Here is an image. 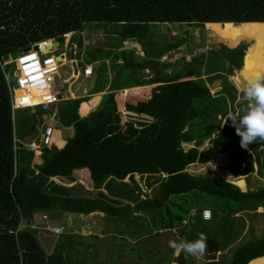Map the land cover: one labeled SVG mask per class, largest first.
I'll list each match as a JSON object with an SVG mask.
<instances>
[{
    "label": "trees",
    "instance_id": "trees-1",
    "mask_svg": "<svg viewBox=\"0 0 264 264\" xmlns=\"http://www.w3.org/2000/svg\"><path fill=\"white\" fill-rule=\"evenodd\" d=\"M102 23L118 25L120 40L138 42L150 23L206 24V28L219 34L226 56L234 58L236 46L246 49L237 61L229 63L226 75L231 76L234 67L245 73L251 58L256 67L264 68V0H0V264H87V257L78 256L80 252L70 256L73 244L69 235L49 258L44 256L35 230L24 228L15 239L7 230L15 229L21 218L38 226L41 221L56 224L65 213L99 212L116 224L118 220H128L130 225L135 221L130 216L140 219L144 217L142 212L152 215L153 210L163 217L160 229L181 228L182 238L189 241L203 233L208 238L207 246L217 243L219 257L230 252L227 264H264V234L255 235L249 224L241 235L244 220L237 217L250 215L264 221V212L256 214L258 209L264 210V186L250 191L244 179L236 178L254 173V167L258 172L264 169V142L242 149L230 120L220 129V120L229 118L225 95L210 94L200 75L204 62H198L196 57L178 73L161 70L139 84L165 83L168 98L153 88L121 92L115 99L113 92H107L94 110L82 118L78 114L81 103L103 91L100 74L94 83L93 78L86 79L87 96L67 100L72 133L64 145L58 147L49 141L32 165L29 156L16 157L10 96L1 69L4 58L37 42L63 43L64 34L80 33L88 25ZM119 54L120 70H149L147 60L138 63L131 59V50L122 49ZM87 62L90 64L89 58ZM224 86L233 92L231 112L237 109L242 116L246 102L239 101L235 107V86L227 80ZM145 94L151 99L136 104L130 112L148 114L155 121L140 129L130 126L129 132L138 137L134 143L111 144L114 135L108 131L114 126L115 117L122 122L123 113L132 106L128 98L141 101ZM84 108L86 105L82 111ZM122 128L127 126L122 123ZM221 156L226 157L222 170L225 176L231 175L227 176L229 181L210 171L197 175L190 171L195 166L212 164ZM80 170L88 171L96 191L92 195L74 193L78 185H49L50 178L75 181V172ZM134 176L164 178L151 199L141 200L143 192ZM126 178L131 187L124 182ZM102 188L105 192L100 191ZM200 202L204 207L196 208ZM201 209L211 210L210 221L201 219ZM191 210L197 211L193 218H189ZM42 215L47 219L43 220ZM214 256L209 255L202 264H220L219 259L210 258ZM177 261L188 264L182 254Z\"/></svg>",
    "mask_w": 264,
    "mask_h": 264
},
{
    "label": "rangeland",
    "instance_id": "rangeland-1",
    "mask_svg": "<svg viewBox=\"0 0 264 264\" xmlns=\"http://www.w3.org/2000/svg\"><path fill=\"white\" fill-rule=\"evenodd\" d=\"M117 29L118 25L112 23L88 25L82 32L73 33L72 38L70 39V42L68 44L67 39H63V43H57V46L50 53V56L54 58L60 57V61H63L64 57V62H60L58 64V71L55 75V83L57 85V87L55 86V89L56 91H58V95L63 94L59 92L58 86L64 89L63 91L65 95H70L72 91H78L79 94L87 91L86 80L83 81V78H78V75H74L73 79L70 77L73 72V66L71 62L72 45H75V63L80 72L82 68L87 65V60L90 56V53L92 51H95L96 49L99 50L97 56L106 59L110 63V66L114 67L112 69L116 70L117 66H115L114 61L119 57L118 46L122 45V40H120L116 33ZM211 32L213 31L206 28L205 26H188L186 24L179 23H150L147 26V33L144 35V37L139 42L134 41L138 51H141L140 56H132L131 59L134 62L137 61L138 63L147 60L149 63V67L150 63L153 62L154 64L159 65L162 71L164 70V64H171L173 69L171 73H178L181 69H183L186 62L190 61L193 57H196L198 62H204L202 63L200 75H203V73H215L216 77H221L220 79H222L221 81L223 83L227 80L231 82L233 86H235V107H238V102L242 101L241 86L245 81L241 78L240 72L237 68L234 67L233 74L231 76L226 75V70L229 66V63L232 64V60L237 61L239 59V56H241V53H244L243 51L246 49H242L241 46H236L238 47V50L236 51L235 57L231 59L229 56H226V51L223 49V46L219 45V39H216L215 41L214 37H212ZM213 34L216 35L215 31L213 32ZM102 37H104L105 40L107 39V41H101ZM47 41H50L51 43L53 42L52 40H46L45 42ZM85 41H88V43L86 44ZM128 43L130 44L131 42ZM127 45L122 46L131 48V46ZM128 50H131L133 53L134 49L131 48ZM20 52L21 51L11 53L3 60L4 62H6V65H8L5 73L12 87H15L16 83V79L14 77V62L19 57ZM219 56H221L224 61L221 60ZM172 57L175 58L174 63L168 61ZM249 63H253V66L255 67V59L251 58L247 64L249 65ZM98 66L100 67V75L102 76V79L106 82H109L110 79L113 78V83L116 82L118 86L131 84L141 77L136 70L132 73L128 70H121L122 73L120 74V76L117 75L118 79H115L114 76H112V78H109V68L107 69V66L101 61ZM255 68L252 71H248L246 69V74L255 75L256 72L259 74H264V68ZM151 74L152 73L150 72V75ZM246 74L244 73V75ZM214 78V74H210L206 75V79L204 80H206L207 84H210L211 80ZM67 80L69 81V83L71 82L69 90H66L67 86L65 82ZM217 86L212 88L209 92L215 96L222 94L220 95V97L225 95L224 101L227 104L228 110L230 106V97L233 95V92L229 88L226 89V86L224 85L222 87L225 88L223 93L218 92L220 91V89ZM20 94L21 93L18 92L17 96H20ZM67 100H60L52 108V112L55 113L54 120L62 125L65 123L66 117H68ZM85 111L86 109L84 108L83 112ZM31 112H34L33 114L36 118V124L33 132L30 131L26 133L25 128H27L28 124L31 125V122H33ZM52 112H41L39 108H29L14 111V138L18 139V141L22 143L25 141H30L31 139L34 140L35 135L38 131V127L42 123L49 121L46 119H48ZM115 118L116 120L113 124L114 126H112V129L108 131V134L110 133L114 135V139L112 140L111 144L117 142H120V144H125V142L134 143L138 137L137 135L129 132L131 131L129 130V128L133 124V121L129 118L124 119L123 117L121 122L119 121L118 116H116ZM144 118L145 123H141V126L143 127L146 125L148 126L155 121V118L148 114ZM225 121V117L220 120V129L224 124H226L224 123ZM122 123L123 125L127 126L126 129L122 128ZM66 135L67 133L63 132L62 137H66ZM16 145L19 146V143L17 142ZM21 152V148L16 149L15 153L17 158L20 157ZM225 164L226 157L221 156L216 161L212 162V164H208L205 166H195L190 168V171L196 175L204 174L205 172L210 171L216 177H225L226 180H228L227 176H225L222 170ZM85 172H87L88 175V171L85 170ZM256 172L257 178H264V169L260 172H258L257 170ZM88 178L90 180L89 182H91L89 175ZM163 178L164 176H134L135 182L143 192L140 199H151L157 192V188ZM257 178H255L254 175L244 178V181L249 185L248 189H252L254 191L264 186V182L258 180ZM254 181L256 184L254 183ZM124 182H126L130 187L132 186V183L128 180V178H126ZM78 186H82V188H85L84 185ZM86 188L87 191L85 189V191L77 189L76 192L78 194L87 193L89 195H92L93 192H96L92 184L86 186ZM141 206L144 205L141 204ZM201 207H204V204L202 202H200L196 206V208ZM142 213H144L143 216L146 217V220L144 219V217L137 219V217L133 218L132 216H130L131 220H135L130 225L128 224L130 222L128 220L127 223H120L118 222L120 220H118L116 224L112 219L95 214H91L87 217H79L80 221L78 219V222H72L70 217H68L67 221L63 220L62 222H59L66 227L67 233L65 234L70 235V240L73 244L70 250V256H74V252H80L81 255L78 256L87 257L85 258L87 264H178L179 262L177 260L179 255H175L174 250L169 247V241H179L183 239L182 229H160V226L162 224L161 222L163 221V217L160 214L155 212V210L152 211V215H150L147 211H144ZM131 214H133V212H131ZM256 214H261V212H256ZM241 217L244 220L245 226L251 224V226L254 227L253 233L255 235L264 234L263 220L250 215H241ZM245 226L241 235H243L246 230ZM38 227L39 228L34 231V235L44 253V256L46 258H49L54 254L55 248L57 247L59 242H64L66 237L50 234L43 229L44 226L38 225ZM216 245V242L208 244V250L212 251V256L215 255L213 251L215 250ZM181 254L188 264H202L203 258L205 259L209 257V254H207V252L201 257H186L184 253ZM229 257L230 252H226V254H224L223 256L218 257L220 261L219 263L227 264L229 261ZM197 258L201 259L198 260Z\"/></svg>",
    "mask_w": 264,
    "mask_h": 264
},
{
    "label": "crops",
    "instance_id": "crops-1",
    "mask_svg": "<svg viewBox=\"0 0 264 264\" xmlns=\"http://www.w3.org/2000/svg\"><path fill=\"white\" fill-rule=\"evenodd\" d=\"M167 24V23H166ZM209 24V23H208ZM216 24V23H215ZM205 27H206V24L204 25ZM212 30V29H211ZM213 32H214V30H212ZM213 32H211L212 33V37H214V39H215V41H216V39H219V45L220 46H222V43H221V41H220V37H219V34L217 33V32H215V34L216 35H214L213 34ZM173 36V35H172ZM101 41H107V39L105 40L104 39V37H102V39H101ZM127 42V43H126ZM128 42H131L130 44L128 43ZM129 45V46H131V48H133L134 50H133V56H140V54H141V51H138V49H137V47L135 46V43H134V41H132V40H122V45ZM118 46V52L120 53V51L122 50V48L123 49H131V48H126V47H124V46ZM127 45V46H128ZM72 48H74L75 49V45H72V47H71V49ZM121 48V49H120ZM73 49V50H74ZM99 53V50L98 49H96L95 51H93V54H91V56L89 57V59H90V62H92V63H90V64H87V65H85L84 67H90V68H92V70H93V75L91 76V77H89L90 79H92L93 78V83H94V81H95V79H96V77L100 74V67L98 66V64L100 63V61L101 62H103L106 66H107V69L109 68V72H108V77L109 78H112V76H114V78L115 79H118V76L117 75H119L120 76V74L122 73V71L120 70V64H121V62H122V58L120 57L121 56V54H119V57L118 58H116L115 59V61H114V64H115V66H117V68H116V70H114V69H112V68H114L113 66L111 67L110 66V63L106 60V59H101V58H103V57H99V56H97V54ZM75 56H76V54H75V50H74V61H75ZM73 60L71 59V62H73ZM169 62H171V63H174V61H175V58L174 57H172L171 59H169L168 60ZM76 64V63H75ZM93 65V66H92ZM151 65H152V67H156L157 66V68L159 69V71H161V69H160V67H159V65H157V64H154L153 62L151 63ZM83 67V68H84ZM256 67V66H255ZM254 66H253V63H249V65L248 64H246V69L248 70V71H252V70H254V68H255ZM260 67V66H259ZM258 66H257V68H259ZM163 71H161V72H163V73H167V74H171V71L173 70L172 69V65L171 64H164V66H163ZM256 69V68H255ZM77 70H78V68H77ZM138 73H139V75L141 76L140 78H138L135 82H133V83H131V84H124V85H121V86H118V84L116 83V82H114L113 83V78L112 79H110V81L109 82H106V81H104V82H102L101 83V87H103V91L102 92H99V93H96V94H93V95H91L90 97V99L88 100V101H86V102H83V103H81V105L79 106V109H78V114L80 115V117H82V118H85V117H87L93 110H94V108L97 106V104H98V102H99V100H100V98H101V96L103 95V94H105V93H107V92H113L115 95H114V99H115V96L118 94V93H121V92H128V91H130V90H132V89H147V88H153V91L154 92H161L162 94H163V96L164 97H169V94H168V91H167V89H166V84L165 83H154V84H151V85H145V86H140L139 84H141L142 82H144L145 80H147V79H149V78H151V77H153V76H157L159 73H157V74H155V72H154V70L153 69H151L150 67H149V70L148 69H143V70H136ZM150 72L152 73L151 75H150ZM240 72V76H241V78L245 81L246 80V78H247V75H251V74H246V72H245V74L246 75H244V73L243 72H241V71H239ZM217 73V72H216ZM210 74H214L215 75V73H209V74H205V73H203V75H202V78L203 79H206V75H210ZM218 74V73H217ZM75 74H74V71L72 72V74H71V78L73 79V76H74ZM78 78H83V81L84 80H86V79H89V78H84L83 76H81V73H80V71L78 70ZM217 78V79H216ZM221 77H215L214 79H212L211 80V82H214L213 84H212V86H211V88H214V87H216L217 85H218V83L222 80V79H220ZM77 79V78H76ZM210 82V83H211ZM66 86H67V89L66 90H69L70 89V83H69V81L67 80L66 82ZM205 84H206V87H208L207 85V82H206V80H205ZM223 85H224V83L223 82H221L217 87L220 89V90H222V87H223ZM59 87V86H58ZM59 90H60V93H63V94H60V96H59V100L57 101V102H59L60 100H74V99H77V98H79V97H83V96H87V94H86V92H83V93H81V94H79L78 93V91L76 92V91H72L71 93H70V95H65L64 94V89L62 88V87H59ZM163 91V92H162ZM218 92H220V91H218ZM218 92H216V93H218ZM211 94V93H210ZM62 95H64V97H62ZM158 96H159V93L157 94ZM154 97H156V96H154ZM144 98H145V100H138L137 99V97H129L128 99H129V101L132 103V106L128 109V110H126L124 113H123V115H122V117H124V119H127V118H129L130 120H132L133 121V124L131 125L132 127H134V128H138V129H140L141 127H143V126H141V123H145V118L144 117H146L147 115H145V114H135V113H132V112H130V109L131 108H133V107H135L136 106V104H138V103H144V101H146V100H148V99H151V97L150 96H148V95H144ZM93 101V104L91 103ZM56 102V103H57ZM68 102V101H67ZM55 103V104H56ZM55 104H53V105H51L50 107H49V109L47 110V111H41V112H52V108L54 107V105ZM84 105H86V108L88 109H86V111L85 112H83L82 111V107L84 106ZM16 111V110H15ZM14 113V112H13ZM32 114L31 115H33V118H34V120H35V124H36V118H35V116H34V112H31ZM235 114V113H238V110L236 109V111L235 112H231V106H229V108H228V115H230V114ZM54 118H55V113L54 112H52L51 114H50V116L48 117V119H46V120H49L48 122L46 121L45 123H42L39 127H38V131H37V134L35 135V138H34V140L33 139H31L30 141H25V142H20V141H18V139H16V143L18 142L19 143V146H17L16 144V149H18V148H21V153H20V157L19 158H26V157H28L29 156V162H30V164L32 165L33 164V162L37 159V158H40L41 157V155H39V156H36V155H34L31 151L29 152V150H27L26 148H25V145L26 144H29V143H31V142H38L39 140H40V138H41V136H42V132H43V128L45 127V126H50L51 128H52V132H51V135H50V143H53V144H55L56 146H58V147H60V146H62V145H64V143H65V140L71 135V133H72V131H71V127H70V123H69V120H68V117H66V119H65V123L62 125V124H60V123H57V121H55L54 120ZM123 119V118H122ZM31 123H33V122H31ZM138 125H137V124ZM35 124H34V127H33V129L32 130H30V128H31V125L30 124H28L27 125V128H25L26 130H25V132L26 133H28V132H33L34 131V128H35ZM60 125H62V126H60ZM63 132L64 133H67V135H66V137H62V134H63ZM14 148V147H13ZM16 149H14V150H16ZM256 174H257V172H256V168L254 167V174L252 173V174H250V175H247V176H245V177H236V178H242V179H244V178H246V177H249V176H251V175H254L255 176V178H257L256 177ZM227 176H231V175H227ZM262 176H263V174H262ZM232 177H234V176H232ZM74 179H75V181H71V180H69V179H67V178H50L49 179V185H51V186H63V187H66V188H73V187H76L77 185H84V187L85 188H82V186H80L79 188L77 187V188H74L75 189V192L74 193H76V194H78L77 192H76V190L77 189H80L81 191H85L87 188H86V186H88V185H91V182H89L90 180H89V178H88V175H87V172H85V170H80V171H76L75 172V176H74ZM258 180H261V181H263L264 182V178H262V179H259V178H257ZM254 183H255V181H254ZM256 184V183H255ZM254 188H258V187H254ZM85 189V190H84ZM101 190H103V188L101 189ZM240 190V189H239ZM248 190H252V189H248ZM87 191V190H86ZM104 191V190H103ZM246 191V189L245 190H240V192H245ZM253 191V190H252ZM105 192V191H104ZM78 195H89V194H87V193H83V194H78ZM256 212H261V213H263L264 212V210L263 209H258ZM91 214H95V215H101L102 217H104V215L102 214V213H99V212H94V213H91ZM91 214H88V215H76V214H71V213H65V214H63V215H60V217H59V220H57V221H55L54 223H58L59 225H63L62 223H59V222H62L63 220L64 221H67V219H68V217H70V219L72 220V222H78V219H79V217H84V216H89V215H91ZM135 214H139V212H136ZM142 214H144V213H142ZM237 217H239V218H241L242 220H243V218L241 217V216H237ZM79 221H80V219H79ZM80 224V223H79ZM46 224L43 222V221H41L40 222V224H39V226H45ZM247 226V225H246ZM246 226H245V228H246ZM76 229V228H75ZM67 231V230H66ZM65 233H67V232H65ZM66 235H68V234H63V235H59V236H66ZM70 236V235H69ZM60 242H62V241H60ZM65 242H67V240L65 239ZM70 242V241H69ZM217 246V245H216ZM218 249V248H217ZM209 255H211V253H208ZM221 254V252H216L215 253V256L214 257H210V258H213L214 260H217L218 259V257H219V255ZM260 257H262V256H260ZM259 257V258H260ZM207 258H209V257H207ZM207 258H203V261L202 262H206L207 261ZM198 260H200L201 258H197ZM213 259H211V260H213ZM254 259H256V258H254ZM254 259H251V260H254ZM250 260V261H251ZM195 261V260H194ZM248 263V262H247ZM246 263V264H247Z\"/></svg>",
    "mask_w": 264,
    "mask_h": 264
},
{
    "label": "built area",
    "instance_id": "built-area-1",
    "mask_svg": "<svg viewBox=\"0 0 264 264\" xmlns=\"http://www.w3.org/2000/svg\"><path fill=\"white\" fill-rule=\"evenodd\" d=\"M73 33H66L63 35V39H67V44L70 42ZM86 44L88 41H85ZM51 43L50 41H43L34 43L36 45ZM66 44V45H67ZM33 45V44H32ZM55 47H51L49 50H44L39 52L37 50H27L21 51L19 57L14 62V77L16 79L15 87L10 85L6 73H4V67H7L6 62L1 66L4 74V78L8 87L10 103H11V122L13 123V112L15 110L29 109V108H39L40 111H47L49 107L55 104L59 100V96L56 91L55 86V75L58 71V64L60 62V57H52L50 53ZM81 76L84 78H89L93 75V70L90 67H84L81 70ZM59 88V87H58ZM20 92V96H16L15 92ZM60 92V90H59ZM52 128L50 126H45L43 128L42 136L38 142H31L25 145V148L31 151L34 155L39 156L42 154V147L47 145L50 141V135ZM13 147L16 149V139L12 138ZM204 210L201 209L199 214L203 221H210L204 218ZM197 214L196 210H191L189 213V218L195 217ZM41 218L46 220L47 217L42 215ZM29 230H37L39 227L36 224L29 223L21 218L18 226L15 229H8L7 233L13 235L15 239L18 233L26 227ZM43 229L54 235H62L66 232V227L64 225L57 224H47ZM22 264V262H20Z\"/></svg>",
    "mask_w": 264,
    "mask_h": 264
},
{
    "label": "clouds",
    "instance_id": "clouds-1",
    "mask_svg": "<svg viewBox=\"0 0 264 264\" xmlns=\"http://www.w3.org/2000/svg\"><path fill=\"white\" fill-rule=\"evenodd\" d=\"M242 100L245 103L242 109L243 115L230 114L228 120L240 137V147L248 149L249 145L256 142H264V74H255L247 77L241 86ZM204 218L211 219V210H204ZM207 236L198 234V238L192 241L181 239L169 241V247L175 255L184 253L186 257H201L208 251Z\"/></svg>",
    "mask_w": 264,
    "mask_h": 264
},
{
    "label": "water",
    "instance_id": "water-1",
    "mask_svg": "<svg viewBox=\"0 0 264 264\" xmlns=\"http://www.w3.org/2000/svg\"><path fill=\"white\" fill-rule=\"evenodd\" d=\"M216 24H220V23H216ZM224 24H227V23H224ZM224 24H222V25H224ZM230 24H232V23H230ZM241 24H252V23H241ZM261 24H264V23H261ZM56 46H57V43H56V42L47 43V44H40V45L33 44V45L29 46V47H25V48L23 49V51H27V50H34V51H35V50H37V51H39V52H43L44 50H49L51 47H56ZM73 49H74V48L71 49V59H72V60L74 59V50H73ZM72 66H73L74 74H75V75H78L77 66H76L74 60H73V62H72ZM150 68L154 70L155 74L159 73V69L157 68V66H156V67H152V65H151V63H150ZM214 82H215V81H214ZM214 82H211L210 84L207 85V86H208L207 88H208L209 91L212 89L211 86H212V84H213ZM221 82H222V81H220V82L218 83V85H219ZM62 97H64V95H62ZM31 117L33 118V115H31ZM34 124H35V120H34V118H33V123H32V125H31L30 130L33 129ZM29 223H30V221H27V225H29ZM26 230L29 231V227H28V226L26 227ZM213 252H214V253L217 252V246H216V248H215V250H214ZM209 253H212V251L209 250Z\"/></svg>",
    "mask_w": 264,
    "mask_h": 264
},
{
    "label": "bare ground",
    "instance_id": "bare-ground-1",
    "mask_svg": "<svg viewBox=\"0 0 264 264\" xmlns=\"http://www.w3.org/2000/svg\"><path fill=\"white\" fill-rule=\"evenodd\" d=\"M17 94H18V92L16 91V92H15V95L17 96ZM17 97H18V96H17Z\"/></svg>",
    "mask_w": 264,
    "mask_h": 264
}]
</instances>
